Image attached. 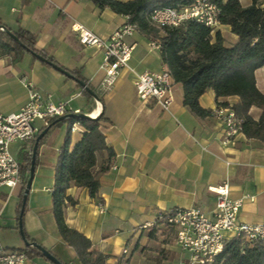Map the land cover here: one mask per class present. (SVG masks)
<instances>
[{
  "label": "crops",
  "instance_id": "0c3cea01",
  "mask_svg": "<svg viewBox=\"0 0 264 264\" xmlns=\"http://www.w3.org/2000/svg\"><path fill=\"white\" fill-rule=\"evenodd\" d=\"M250 3L247 1L245 6ZM126 20L87 0H0V27L33 34L38 50L51 56L59 67L77 72L92 89L102 93L101 101L88 100L73 79L28 53L15 63L9 56H2L0 112L16 113L25 104L27 91L21 85L24 79L53 103L67 101L72 111L102 114L100 129L113 152L114 168L98 176L101 206L89 197L87 189L66 190L75 204L65 205V224L105 254V264H158L157 257H161L159 264H186L187 254L175 245L170 231L168 237L162 234L164 230L142 226L153 223L158 212L174 208H195L210 215L215 196L208 188L223 182L228 184L231 199H242L238 220L264 225V145L242 133L231 144L222 145L220 124L212 116L196 118L191 114L182 105L179 83L172 84L173 101L168 111L152 102L139 101L133 86L135 75L167 68L159 48L151 45L152 39L137 31L124 39L133 47L126 67L119 70L112 86L104 89V71L100 68L103 51L82 45L72 26L81 25L105 39ZM215 30L226 45L235 42L229 27L219 24ZM261 68L255 71V82L264 93V81L260 88L256 75ZM236 101V97L216 100L213 91L208 90L200 96L199 105L212 111L217 102ZM249 114L257 120L260 110L251 107ZM82 133L79 125L70 133V149ZM65 134L66 125L54 127L37 147L21 227L29 243L40 245L60 263L80 264L74 251L61 240L51 213L54 166ZM10 152L17 155L18 144H12ZM105 158V153L97 154V163ZM19 194L20 186L0 187V249L5 251L24 247L18 232ZM27 264L50 262L34 256Z\"/></svg>",
  "mask_w": 264,
  "mask_h": 264
},
{
  "label": "trees",
  "instance_id": "16d2710c",
  "mask_svg": "<svg viewBox=\"0 0 264 264\" xmlns=\"http://www.w3.org/2000/svg\"><path fill=\"white\" fill-rule=\"evenodd\" d=\"M87 1L99 9L108 8L111 12L126 17V22L133 24L140 35L157 40L161 59L173 83L182 86V105L191 114L196 118L211 116L210 110L199 105L200 96L208 90L213 91L216 100L236 97L237 101L231 104V108L241 121V133L247 139L264 145V93L258 90L255 82V71L264 67V0H251L247 6H242L239 0H207L218 11V23L229 27L230 33L236 37L231 45L224 43L218 30H212L193 19L186 20L176 27H156L148 19L153 10L177 9L190 5L192 0ZM8 32L16 37L17 42ZM25 53L30 54L33 59H36L35 55H39L56 64L51 56L36 48L33 34L23 29L0 30V57L9 56L11 62L15 63ZM67 71L83 81L101 101L100 91L92 89L77 72ZM81 93L88 100H93L84 89H81ZM216 105L227 104L217 102ZM251 107L260 110L257 120L249 114ZM103 120L102 114L95 119H52L37 145L38 147L41 144L50 129L66 125V134L54 166L53 185L50 190L51 213L61 240L74 251L80 264H105L106 255L98 251L83 234L65 224L64 207L66 204H75V201L66 195V190L70 187L87 189L93 201L97 204L102 202L98 196V176L110 169L114 156L106 146L100 129ZM73 123L81 126L83 133L80 140L70 149V127ZM32 146L29 151H19L17 154L19 175L22 178L17 207V218L20 222L23 213L21 198L28 177ZM101 153H105L106 158L97 163V154ZM36 157L37 149L34 166ZM153 227L164 230L162 234L169 237V230L158 221L155 220ZM24 236L28 241L25 234ZM11 250L23 252L28 260L34 256L43 257L34 247L24 246ZM160 261L161 257H157L156 262L159 264ZM214 264H264V241H254L247 245L237 238L227 240Z\"/></svg>",
  "mask_w": 264,
  "mask_h": 264
},
{
  "label": "built area",
  "instance_id": "2783aa9c",
  "mask_svg": "<svg viewBox=\"0 0 264 264\" xmlns=\"http://www.w3.org/2000/svg\"><path fill=\"white\" fill-rule=\"evenodd\" d=\"M217 14V9L207 0H192L190 5L177 9L153 10L148 19L156 27H176L193 19L215 30L219 25ZM72 30L76 32L82 45L103 51L100 68L104 71V78L101 86L108 89L119 70L127 65L133 47L125 44L124 39L136 32L135 26L126 22L105 39L98 38L81 25H73ZM152 41L151 45L159 48L157 40ZM172 84L167 70L145 71L136 74L133 79L138 100L144 104L152 102L162 111H168L172 104ZM21 85L27 91L25 104L16 113L0 112V187L7 189L20 186L22 182L17 155L10 152V146L16 143L18 152L29 151L36 136L48 126L50 120L78 113L77 110H71L67 101L53 103L48 95L37 91L24 79L21 80ZM226 104L216 105L211 111V116L223 131L222 145L231 144L234 137L241 133L240 119L235 116L231 104ZM96 117L97 115L91 118ZM77 126V123H73L70 133L75 132ZM208 190L215 196L210 215L195 208H174L156 214L155 220L171 231L175 245L187 254L186 264H214L225 242L230 239L237 238L247 245L254 241H264V225L247 224L238 220L242 199L230 198L227 182ZM154 222L145 224L142 228L152 227ZM28 261L21 251L0 249V264H27Z\"/></svg>",
  "mask_w": 264,
  "mask_h": 264
},
{
  "label": "water",
  "instance_id": "95a60500",
  "mask_svg": "<svg viewBox=\"0 0 264 264\" xmlns=\"http://www.w3.org/2000/svg\"><path fill=\"white\" fill-rule=\"evenodd\" d=\"M0 30H4V28L3 27H0ZM8 33H9V36L14 41L17 42L16 37L12 33H10V32H8ZM35 57L39 61H42V62L46 63L47 65L51 66L52 68L56 69L58 72H60L64 76L73 79L82 89H84L90 96H92L96 102H99V100L96 98V95L94 94V92L90 88H88L83 81H81L79 79H76L67 70L59 67L58 65L54 64L53 62L48 61V60H46L45 58H43V57H41L39 55H35ZM72 117L93 119L88 114L76 113V114H68L65 117H58L57 118V121H61V120H64V119H67V118H72ZM48 128L49 127H46L45 129H43L36 136V138L34 140V143H33V146H32V149H31V160H30V165H29L28 177H27V180H26V183H25V186H24V189H23V193H22V198H21V213L23 212L24 205H25V202H26V198H27V195L29 193V190H30V187H31V183H32V179H33V175H34V158H35V152H36V149H37V145H38V142L41 139V137L48 130ZM18 232H19V235H20V237H21V239H22V241L24 243V246H26V247H34L35 249H37L43 255L44 258H46L48 261H50L53 264H62L51 253H49L47 250H45L44 248H42L40 245L36 244L35 242L29 243L26 240V238H25V236L23 234V231H22V227H21L20 220L18 221Z\"/></svg>",
  "mask_w": 264,
  "mask_h": 264
},
{
  "label": "rangeland",
  "instance_id": "374dc122",
  "mask_svg": "<svg viewBox=\"0 0 264 264\" xmlns=\"http://www.w3.org/2000/svg\"><path fill=\"white\" fill-rule=\"evenodd\" d=\"M247 1L249 0H239L240 4L245 6V4L247 3ZM257 82H258V86L261 88L262 86V81H264V67H262L258 72H257ZM22 245L24 244L23 241L21 243ZM185 255V254H184Z\"/></svg>",
  "mask_w": 264,
  "mask_h": 264
},
{
  "label": "bare ground",
  "instance_id": "6f19581e",
  "mask_svg": "<svg viewBox=\"0 0 264 264\" xmlns=\"http://www.w3.org/2000/svg\"><path fill=\"white\" fill-rule=\"evenodd\" d=\"M90 116L94 118L96 116V112H92Z\"/></svg>",
  "mask_w": 264,
  "mask_h": 264
}]
</instances>
